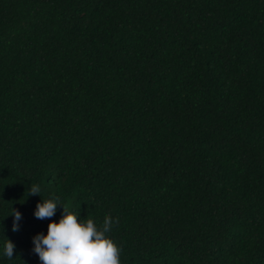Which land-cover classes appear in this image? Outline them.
<instances>
[{
  "label": "trees",
  "instance_id": "1",
  "mask_svg": "<svg viewBox=\"0 0 264 264\" xmlns=\"http://www.w3.org/2000/svg\"><path fill=\"white\" fill-rule=\"evenodd\" d=\"M41 197L120 264H264V0H0V264Z\"/></svg>",
  "mask_w": 264,
  "mask_h": 264
},
{
  "label": "clouds",
  "instance_id": "2",
  "mask_svg": "<svg viewBox=\"0 0 264 264\" xmlns=\"http://www.w3.org/2000/svg\"><path fill=\"white\" fill-rule=\"evenodd\" d=\"M28 194L41 196L39 185L32 184ZM58 205L63 209L59 223H49L47 235L39 233L32 238V252L38 256L41 264H120L121 249L107 235L114 223H118V218L113 220L107 215L100 226L91 218L81 220L60 203L59 197H41L36 204L35 218H52ZM11 215L14 217L12 231L16 232L22 214L12 208ZM14 251L15 245L6 238L3 255L11 260Z\"/></svg>",
  "mask_w": 264,
  "mask_h": 264
}]
</instances>
